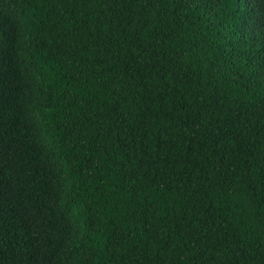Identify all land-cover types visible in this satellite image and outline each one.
<instances>
[{"label": "trees", "instance_id": "obj_1", "mask_svg": "<svg viewBox=\"0 0 264 264\" xmlns=\"http://www.w3.org/2000/svg\"><path fill=\"white\" fill-rule=\"evenodd\" d=\"M0 264H264V0H0Z\"/></svg>", "mask_w": 264, "mask_h": 264}]
</instances>
